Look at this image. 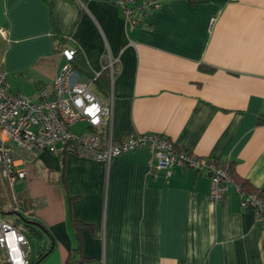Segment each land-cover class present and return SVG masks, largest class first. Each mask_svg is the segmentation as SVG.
I'll list each match as a JSON object with an SVG mask.
<instances>
[{"label":"crops","instance_id":"obj_1","mask_svg":"<svg viewBox=\"0 0 264 264\" xmlns=\"http://www.w3.org/2000/svg\"><path fill=\"white\" fill-rule=\"evenodd\" d=\"M156 1L129 28L113 0H0L9 89L33 99L50 89L61 41L75 47L82 82L117 58L108 94L92 85L104 104L111 98L113 141L162 134L178 150L230 165L264 196V0ZM147 155L136 149L108 164L73 152L18 155L25 178L12 188L0 178L10 195L0 215L12 214L13 191L24 218L46 229L32 226L41 239L32 263L41 255L38 264H264V220L233 191L212 201L206 175L177 166L165 179Z\"/></svg>","mask_w":264,"mask_h":264},{"label":"built area","instance_id":"obj_2","mask_svg":"<svg viewBox=\"0 0 264 264\" xmlns=\"http://www.w3.org/2000/svg\"><path fill=\"white\" fill-rule=\"evenodd\" d=\"M120 6L127 27L138 24L137 14L144 15L156 9L160 2L141 0H113ZM75 47L63 44L60 54L64 63L55 75L50 89L40 87L37 99L20 91H11L6 72L0 70V176L12 188L25 178V171L16 167L18 155L33 158L40 151L49 153L73 152L108 164L113 158L136 149H145L147 163L163 178L171 176L174 167H190L210 180L208 196L219 201L228 191L239 198L241 208H251L255 220H264V196L259 191H247L235 180L227 167L216 160L201 157L175 148L173 141L159 133L130 134L113 141L109 128L112 120V102L103 103L99 93L92 89L95 75L82 82L73 68ZM117 58H108L102 70L109 78L116 73ZM85 121L89 127L80 133L71 126ZM41 200H32L33 207ZM24 201L13 191L8 211L25 217ZM0 264H32L29 240L16 225L0 215Z\"/></svg>","mask_w":264,"mask_h":264},{"label":"rangeland","instance_id":"obj_3","mask_svg":"<svg viewBox=\"0 0 264 264\" xmlns=\"http://www.w3.org/2000/svg\"><path fill=\"white\" fill-rule=\"evenodd\" d=\"M0 178L2 177L0 176ZM5 184L6 183L3 182V180H0V202H1L0 204L2 205L5 204L10 198L9 189L6 187ZM15 188H17V186ZM4 216H6L8 221L19 227L28 236L29 247L31 248L30 257L34 258L37 252L39 251V247L41 246V239L38 238L29 227L25 226V224L21 221V219L17 215L6 214Z\"/></svg>","mask_w":264,"mask_h":264},{"label":"trees","instance_id":"obj_4","mask_svg":"<svg viewBox=\"0 0 264 264\" xmlns=\"http://www.w3.org/2000/svg\"><path fill=\"white\" fill-rule=\"evenodd\" d=\"M54 0H50V3H52ZM64 44V41H61V43H58V50L59 52L61 51L62 45ZM109 73L108 70H102V72L98 75V77L95 79V85L96 87L99 89V91H101L103 94L107 95L108 91H109V84H110V80H109ZM259 122L260 123H264V115L259 116ZM223 167H227L229 169V171L231 172V174L233 175V177L235 178V180L237 182H239L243 188L247 191H257V190H252V188H250L249 184L247 183L246 180L244 179H239L237 178L233 171L231 170L230 165L227 164H222ZM1 203V202H0ZM25 226L29 227L35 234H36V230L31 226V225H27L25 224ZM41 255H38V259H40Z\"/></svg>","mask_w":264,"mask_h":264},{"label":"water","instance_id":"obj_5","mask_svg":"<svg viewBox=\"0 0 264 264\" xmlns=\"http://www.w3.org/2000/svg\"><path fill=\"white\" fill-rule=\"evenodd\" d=\"M23 222L27 225H31V226H36L38 227L39 229H41L43 232H46V229L44 227H42L38 222L36 221H33V220H30V219H26L24 217H20ZM47 253H45L43 256H45ZM41 261V259L37 260L36 262L32 263V264H38L39 262Z\"/></svg>","mask_w":264,"mask_h":264}]
</instances>
